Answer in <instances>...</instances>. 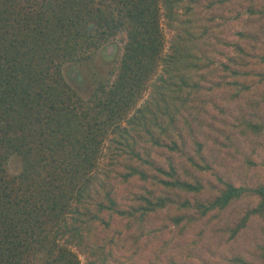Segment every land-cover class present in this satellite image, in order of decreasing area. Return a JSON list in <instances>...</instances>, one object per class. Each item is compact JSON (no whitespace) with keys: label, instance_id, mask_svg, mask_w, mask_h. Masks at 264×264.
Segmentation results:
<instances>
[{"label":"trees","instance_id":"1","mask_svg":"<svg viewBox=\"0 0 264 264\" xmlns=\"http://www.w3.org/2000/svg\"><path fill=\"white\" fill-rule=\"evenodd\" d=\"M249 1L255 4L249 9L253 15H264V0ZM182 2L0 0V264H82L71 246L89 239L83 236V226L71 224L69 217L80 213L79 206L98 193L93 192L98 180L93 173L104 156L106 140L112 135L114 142L140 159L133 147L136 123L161 146L146 122L151 105L134 116L130 113L161 61L171 69L188 67L190 58L184 48L162 57L161 19L165 13L174 19ZM120 35H125V41L115 81L100 83L92 98L85 100L67 81L65 65L90 59ZM256 58L260 68L247 77L263 82L264 54ZM153 115L151 121L158 124L157 114ZM248 127L261 131L260 125L248 122ZM170 145L177 148L176 143ZM14 157L22 163L18 174L12 170ZM129 168L124 181L131 183L135 176L147 180L146 172ZM160 171L172 180L160 181L159 194L131 192L135 203L120 209L119 201L107 191V204L98 201L99 211L134 218L145 227L153 214L172 210L170 221L187 228L210 216L220 218L239 201L256 198L257 205L245 211L232 236L246 229L254 217L264 216V184L236 185L215 174L222 185L217 188L199 180H180L173 168ZM206 188H212L210 196L202 199ZM212 190L217 194L213 196ZM84 247L93 256L99 250L97 257L103 254L104 260L112 255L103 253L105 244Z\"/></svg>","mask_w":264,"mask_h":264},{"label":"rangeland","instance_id":"2","mask_svg":"<svg viewBox=\"0 0 264 264\" xmlns=\"http://www.w3.org/2000/svg\"><path fill=\"white\" fill-rule=\"evenodd\" d=\"M253 6L249 0H183L174 19L167 13L162 17V57L184 48L190 58L188 67L171 69L161 61L130 113L134 116L151 105L146 122L161 146L136 123L133 147L140 159L114 142L112 135L106 140L104 156L93 173L98 178L93 192L98 193L79 206L80 213L69 217L71 224L83 226V236L89 239L71 246L82 264H239L237 259L264 264V216L254 217L246 229L232 236L245 211L257 205L254 197L235 203L220 218L210 216L187 228L170 221L172 210L153 214L143 227L134 218L107 209L99 211L97 206L107 191L119 201L120 209L135 203L131 192L159 194L160 181L172 180L160 170L170 172L172 168L180 180H199L217 188L222 185L215 174L236 185L264 184V81L247 77L259 70L256 56L264 54V15H253L249 11ZM124 41L125 35H120L90 59L65 65L67 81L85 100L92 98L100 83L115 81ZM116 44L121 51L113 64ZM154 113L158 124L151 121ZM248 122L260 125L261 131L249 128ZM21 166L14 157V173L18 174ZM129 166L146 172L147 180L135 176L131 183L124 181ZM206 189L200 198L208 197L212 188ZM216 194L213 191V196ZM189 199L194 200L192 195ZM87 242L105 244L103 253L112 255L104 260L103 254L97 257V250L93 256L84 247Z\"/></svg>","mask_w":264,"mask_h":264},{"label":"flooded vegetation","instance_id":"3","mask_svg":"<svg viewBox=\"0 0 264 264\" xmlns=\"http://www.w3.org/2000/svg\"><path fill=\"white\" fill-rule=\"evenodd\" d=\"M119 45V44H118ZM117 44H116V46L118 47L117 48V51H116V53H115V55H112L111 56V58L114 60V63L113 64H115L116 62H117V59H118V57H119V54H120V47L118 46ZM111 50H112V48H111V46H109L108 48H107V51L110 53L111 52Z\"/></svg>","mask_w":264,"mask_h":264}]
</instances>
